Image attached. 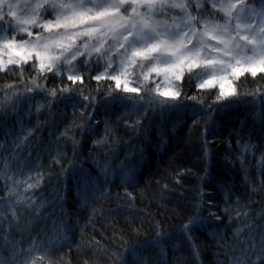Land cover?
<instances>
[{
    "label": "snow or ice",
    "instance_id": "1",
    "mask_svg": "<svg viewBox=\"0 0 264 264\" xmlns=\"http://www.w3.org/2000/svg\"><path fill=\"white\" fill-rule=\"evenodd\" d=\"M93 65L102 71L91 75ZM249 75L256 87L238 91L236 82ZM9 76L16 80L0 84V129L6 127L9 114H16L18 130L13 128L0 138V264H65L63 255H54L64 246L65 226L53 221L51 235L47 225L40 231L34 227L48 219L43 210L51 202L36 193L52 173L39 155H23L41 121L25 125L19 118V106L27 103L29 114L34 108L37 116L44 109L51 115L56 100L72 107V120L55 144L71 142L75 150L80 143L77 130L82 135H97L101 108L125 107L121 117L125 126L138 132L150 112L163 115L192 107L200 115L205 104L209 109L215 106V111L241 102L264 105V83L257 79L264 80V0H0V81ZM50 78H66L71 84L49 88ZM87 80L96 81L93 92L103 95L86 93ZM105 80L112 82L106 90L101 85ZM192 83L196 92L188 95L184 85ZM38 93L46 99L33 105ZM245 96L251 101L244 100ZM197 123L194 118L193 124ZM112 134L105 120L104 135L93 141L94 147L108 144ZM208 143L205 140V155ZM251 150V145L240 146L242 164L247 163L245 154ZM48 159L49 167L58 165L62 173L66 171V153L49 150ZM256 166L264 177V154ZM91 195L102 199L108 193L94 188ZM125 195L132 197L129 192ZM89 196L88 191L82 193L85 205ZM212 204L207 201V210L215 215ZM192 211L178 233L198 257L192 233L205 223L203 193ZM225 212L230 219L233 212L236 219L248 217L239 206L225 208ZM241 222L244 226L234 234L239 237L247 228L248 237L241 242L240 254L228 257L229 264H264V226L254 228ZM156 235L166 234L158 231Z\"/></svg>",
    "mask_w": 264,
    "mask_h": 264
},
{
    "label": "trees",
    "instance_id": "2",
    "mask_svg": "<svg viewBox=\"0 0 264 264\" xmlns=\"http://www.w3.org/2000/svg\"><path fill=\"white\" fill-rule=\"evenodd\" d=\"M97 71L102 68L93 65L91 75ZM15 80L9 76L0 84ZM61 83L71 84L66 78H50L47 86ZM86 83V93L103 95L93 92L96 81ZM110 83L101 81L105 90ZM235 87L243 92L254 89L256 83L249 75L237 81ZM184 90L193 95L195 84H185ZM45 99L43 93H38L32 103H43ZM244 100L251 101V97L245 96ZM213 109L205 104L200 115L192 107L163 115L150 112L142 120L143 127L133 132L121 118L127 111L125 107L114 105L107 111L101 108L97 113L100 123L95 126L97 135H82L77 130L80 143L73 150L71 142L58 147L55 144L57 135L72 120V107L56 100L51 115L44 109L37 116L34 108L29 114L27 103H22L19 118L25 125L35 126L38 119L41 121L31 147L23 155H39L44 168L52 173V178L36 193L39 199L51 202L43 210V217L48 219H41L34 227L40 231L47 225L51 235L53 221L65 226L64 246L54 255H63L65 264H83L85 260L89 264H229L230 255H239L241 242L248 237L247 228L239 237L234 234L235 229L244 226L241 221L254 228L264 226V177L256 166L264 154V105L241 102L219 111ZM194 118L199 123L194 125ZM5 120L0 138L4 132L18 130L16 114H9ZM105 120L113 134L108 144L94 147L93 141L104 135ZM205 140L209 141L207 155ZM245 144L251 145L252 150L245 154L247 163L242 164L240 146ZM49 150L66 153V171L62 173L58 165L49 167ZM181 171L183 175L177 176ZM94 188L108 195L96 199L91 195ZM85 191L90 193L87 205L82 202ZM126 192L132 197H127ZM201 193L205 223L197 225L192 233L199 249L196 257L189 243L181 240L178 229L193 215L192 206L200 202ZM209 200L213 201L215 215L207 210ZM238 206L248 212V217L236 219L233 212L230 219L225 208ZM158 231L166 235L158 238Z\"/></svg>",
    "mask_w": 264,
    "mask_h": 264
},
{
    "label": "rangeland",
    "instance_id": "3",
    "mask_svg": "<svg viewBox=\"0 0 264 264\" xmlns=\"http://www.w3.org/2000/svg\"><path fill=\"white\" fill-rule=\"evenodd\" d=\"M37 31H39V29H37Z\"/></svg>",
    "mask_w": 264,
    "mask_h": 264
}]
</instances>
